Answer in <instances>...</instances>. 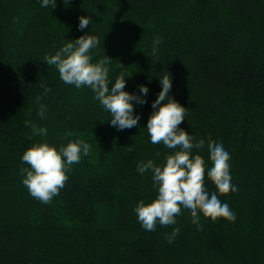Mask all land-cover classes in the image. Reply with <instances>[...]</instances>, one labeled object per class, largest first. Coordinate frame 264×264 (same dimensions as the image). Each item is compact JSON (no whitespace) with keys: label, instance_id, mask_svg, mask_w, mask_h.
I'll return each mask as SVG.
<instances>
[{"label":"trees","instance_id":"trees-1","mask_svg":"<svg viewBox=\"0 0 264 264\" xmlns=\"http://www.w3.org/2000/svg\"><path fill=\"white\" fill-rule=\"evenodd\" d=\"M41 4L0 0V264H264V0ZM81 16L91 19L84 30ZM88 34L100 41L92 63L111 59L110 86L124 73L125 91L142 95L139 86L149 88L146 104L133 101L138 127L118 131L90 88L64 83L46 64L45 56ZM155 37L162 43L153 55ZM168 73L170 96L187 108L180 127L194 143L205 141L192 155L205 158L207 173L209 138L230 154L237 191L222 196L207 175L205 181L235 222L200 213V230L187 209L176 224L157 222L153 232L138 221L140 201L157 197L153 172L140 174L138 165L152 160L163 167L178 150L153 145L147 132ZM26 121L47 136L35 135ZM77 139L91 145L90 155L72 165L51 203L34 199L22 183L21 169L30 167L23 154L36 143L59 149Z\"/></svg>","mask_w":264,"mask_h":264},{"label":"clouds","instance_id":"clouds-1","mask_svg":"<svg viewBox=\"0 0 264 264\" xmlns=\"http://www.w3.org/2000/svg\"><path fill=\"white\" fill-rule=\"evenodd\" d=\"M66 2V0H65ZM55 8L56 0H42V7ZM18 19L14 23H18ZM91 23L90 17L79 18V29L84 30ZM99 38L95 35H84L72 42H67L55 55L44 57L48 66H56L60 79L69 85H75L77 89L88 87L95 94V99L100 102L106 111L111 114L110 124L118 131L139 126L141 116L135 114L133 101L137 104H146L145 97L149 88L140 85L138 91L142 95H134L125 91L126 78L121 73L115 83L110 86L109 67L111 59L106 56L96 63H92L90 52L99 45ZM162 43L160 37L153 40V55L157 52V45ZM161 91L158 99L152 104L153 112L147 122V132L153 145L163 144L168 149H178L174 154L166 157L163 167L156 166L152 160L141 162L137 171L144 174L153 172L154 187L157 188V197L148 204L140 201L134 209L138 221L142 227L150 232L156 230L157 222L164 227L177 223L176 217L182 214V209L190 210L192 223L200 224L199 214L216 222L223 218L229 222H235V213L227 203H222L217 192H209L206 187L205 176L215 185L218 193L228 196L236 192L237 188L232 184L230 170V154L222 143L211 141L209 138L208 152L212 167L206 173L205 158L199 154L192 155V150H202L205 141L200 139L194 143L193 135L180 127L185 121L187 108L170 96L173 82L170 74L160 79ZM44 88L45 94L50 92ZM169 97H171L169 99ZM42 97H37V102ZM167 100V102H165ZM46 106L41 105L38 114L44 118ZM31 126L37 136H47V129L37 127L26 121V126ZM69 136L73 135L71 132ZM131 148V147H129ZM91 153V145L82 139H77L57 149L48 143H36L22 156V161L29 168H22L25 176L22 183L30 195L44 203L49 204L53 198L60 194L69 179L67 173L72 170V165L81 162L82 157ZM160 153L157 152L156 156ZM179 228L173 230L168 237L171 244L179 234Z\"/></svg>","mask_w":264,"mask_h":264}]
</instances>
